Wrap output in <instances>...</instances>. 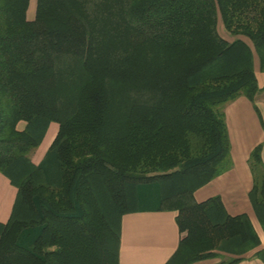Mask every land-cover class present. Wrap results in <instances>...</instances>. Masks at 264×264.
I'll use <instances>...</instances> for the list:
<instances>
[{
  "label": "trees",
  "instance_id": "trees-1",
  "mask_svg": "<svg viewBox=\"0 0 264 264\" xmlns=\"http://www.w3.org/2000/svg\"><path fill=\"white\" fill-rule=\"evenodd\" d=\"M30 2L0 0V172L18 188L0 264H119L122 216L155 203L185 233L168 264L257 248L247 213L194 191L233 166L226 105L264 90V0H35L32 18Z\"/></svg>",
  "mask_w": 264,
  "mask_h": 264
},
{
  "label": "crops",
  "instance_id": "crops-1",
  "mask_svg": "<svg viewBox=\"0 0 264 264\" xmlns=\"http://www.w3.org/2000/svg\"><path fill=\"white\" fill-rule=\"evenodd\" d=\"M222 30L227 36H235L226 28ZM254 70L259 86L264 87V70L256 54H254ZM225 113L233 166L197 188L194 191V198L200 202L211 196L220 195L230 214L247 213L260 237L261 244L247 252L245 257L235 264H264L262 258L254 255L257 250L264 249V227L249 196L254 185L249 158L252 150L260 143L263 144L261 156L264 162V90L257 94L255 103L245 95L239 96L226 105ZM53 124L55 123L50 125L41 144L42 149L37 150L32 156L35 162L41 160L57 132L58 125ZM17 192V186L8 176L0 172V222L5 223L10 218ZM177 213L176 210L158 209L156 203L125 213L122 216L119 264H168L176 253L181 238L185 235L180 231ZM225 255L232 256L219 251L216 256L189 264H215Z\"/></svg>",
  "mask_w": 264,
  "mask_h": 264
},
{
  "label": "rangeland",
  "instance_id": "rangeland-1",
  "mask_svg": "<svg viewBox=\"0 0 264 264\" xmlns=\"http://www.w3.org/2000/svg\"><path fill=\"white\" fill-rule=\"evenodd\" d=\"M35 8H36V2H35V0H31L30 5H29V9H28V15H29V17L32 18V17L34 16V14H35ZM217 27H218V31H219V33H220L222 36H224L225 38H227V39H229V40H231V39H232V40L235 39V36H233V37H231V36H227V35H225V33L223 32L222 29H225V28H224V25H223V22H222L220 16H219V20H218V25H217ZM229 33H230V32H229ZM230 34H231V33H230ZM236 37H237V36H236ZM248 41H249V40H248ZM249 42H250L251 46L253 47L252 42H251V41H249ZM256 65H258V64H256ZM20 125L23 126L24 123L21 122ZM53 125H56V123L53 124ZM21 126H20V127H21ZM51 136H52V135H51ZM40 148L42 149V145L38 148V150H40ZM33 155H34V154H33ZM153 187H154V186H153ZM145 202H146L147 204H148V203H151V199H150V200H146ZM23 238H24L23 242L26 243L25 239L27 238V232L24 233ZM230 257H231V256L225 255V256L223 257V259H228V258H230Z\"/></svg>",
  "mask_w": 264,
  "mask_h": 264
}]
</instances>
